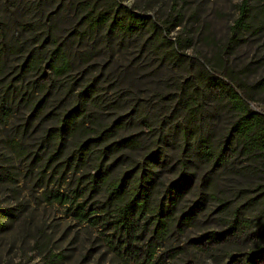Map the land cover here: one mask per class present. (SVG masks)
Here are the masks:
<instances>
[{
  "label": "rangeland",
  "instance_id": "1",
  "mask_svg": "<svg viewBox=\"0 0 264 264\" xmlns=\"http://www.w3.org/2000/svg\"><path fill=\"white\" fill-rule=\"evenodd\" d=\"M241 1L122 0L138 14L162 22L178 42L182 58L163 62L155 48L144 46L147 31L106 36L104 27H87L82 19L87 8L102 11L112 0H0V264H228L231 254L252 247L243 237L210 250L198 244L206 234L226 232L224 204L236 205L238 192L254 188L264 177L261 163L241 153L238 143L236 154L218 169L201 160L196 149L200 136L218 148L236 118L228 102L203 83L200 64L239 84L250 108L264 114V87L254 85L264 75V26L257 34L240 35L239 44H229ZM263 5L264 0L253 2ZM177 12L180 23L168 31ZM54 38L63 43L68 72L41 82L30 71L13 82L22 59L31 51L44 58ZM187 79H194L202 91V112L184 150L177 130L191 124L184 112L177 113L173 100ZM87 84L93 91L80 118L84 128L98 130L121 119L124 124L110 142L124 137L139 141L137 147L109 155L113 175L137 162L142 165L158 150L164 155L156 167L160 184L181 175L191 181L177 201L167 234L156 238L143 230L134 243L136 254L105 225L75 216L78 203L96 209L106 197L105 186L91 190L88 183L94 156L74 169L61 164L82 136L68 137L60 156H54L55 141L44 139L56 116L71 106L72 95ZM47 89L46 106L33 115V103ZM56 193L68 196V202L54 200ZM75 195L79 197L73 199ZM197 202L202 211L192 223L180 225L179 216ZM148 249L155 250L153 261L144 260Z\"/></svg>",
  "mask_w": 264,
  "mask_h": 264
},
{
  "label": "trees",
  "instance_id": "2",
  "mask_svg": "<svg viewBox=\"0 0 264 264\" xmlns=\"http://www.w3.org/2000/svg\"><path fill=\"white\" fill-rule=\"evenodd\" d=\"M254 1L242 0L238 5V16L230 27L229 44H239L242 41L240 37L242 34L261 32L260 27L264 26V5L255 7ZM82 19L90 30L104 27L106 36L118 33L134 35L147 31L149 35L144 46L155 48L154 53H157L163 62L173 59L179 61L183 56L179 51L178 42L168 36L162 22H158L151 15L138 14L123 4L122 0H112L111 6L102 11L89 7ZM179 19L180 14L177 12L168 23V31L179 25ZM200 67L202 70L199 68V74L203 83L205 81V84L216 90L228 102L235 111L236 118L218 148H211L201 136L197 139L196 149L199 158L213 168H221L232 155L236 154L238 143L241 153L261 163L264 176V114L250 108L249 99L239 84L212 72L202 64ZM69 68L63 43L54 38L52 48L44 58L31 51L22 59L15 67L13 82L22 79L30 71L37 72L39 81L45 82L50 76L65 74ZM254 85L264 87V75ZM69 89L72 91V86ZM92 91V85L87 84L76 95H72L71 106L56 116L55 125L46 129L44 139L48 142L55 141L54 156H60L68 137L74 134L82 136L61 164L65 169H74L83 166L90 155L94 156L95 165L88 183L91 190L105 186L106 197L96 209L87 208L84 202L78 203L74 209L75 216L94 226L105 225L113 234L122 238L123 247L127 251L136 254L134 243L139 240L143 230L151 232L156 238H163L167 234L169 222L175 217L177 201L190 189L191 181L185 175H181L166 186L160 184L156 167L162 163L164 155L158 150L147 155L142 165L137 162L127 170L113 175L115 166L106 162L109 155L126 148L137 147L139 141L135 137H124L110 142L113 132L124 124L121 119L98 130L84 128L80 118L85 112ZM49 95L48 89L40 93L31 107L33 115L39 116L42 113ZM201 95L202 91L194 79H187L173 100L177 113L184 112L191 124L177 130L181 134L184 150H187L192 138L191 131L196 127V120L202 112ZM52 197L63 204L68 202V196L56 193L52 194ZM76 197L79 196L75 195L73 199ZM235 197L236 205L226 202L223 206V210L228 211V217L225 218L226 232L206 234L198 244L210 250L219 243L243 237L252 244V247L247 251L231 254L228 264H264V177L254 188H244ZM201 211L202 204L195 203L179 216L178 223L180 225L192 223ZM2 228L3 224L0 221V230ZM154 258L155 250H146L144 260L153 261Z\"/></svg>",
  "mask_w": 264,
  "mask_h": 264
}]
</instances>
